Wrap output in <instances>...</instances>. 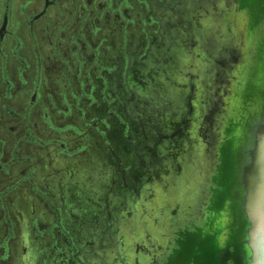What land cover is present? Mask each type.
Returning a JSON list of instances; mask_svg holds the SVG:
<instances>
[{"label":"rangeland","instance_id":"rangeland-1","mask_svg":"<svg viewBox=\"0 0 264 264\" xmlns=\"http://www.w3.org/2000/svg\"><path fill=\"white\" fill-rule=\"evenodd\" d=\"M141 1L145 3L59 0L61 12L49 7L53 13L49 28L36 25L43 31L35 34L39 52L49 57L52 35L61 26V60H43L39 95L31 109L26 108L36 82V65L31 66L25 84L15 74L11 86L0 80V131L8 120L12 121L13 135L17 134L14 140L18 137V141H14L17 144L8 156L10 160L14 152L20 158L6 166L22 165L14 181L19 182V187L9 200L13 202L12 209L4 213L0 207V240L8 234V220L19 236L12 242L8 237L6 245L0 247V261L4 264H48L46 259L40 260L39 251L46 250L44 258H48L54 250L53 240L61 249L58 264H193L200 257H184L188 240L198 247L205 244L209 254L218 259L213 264H264V149L253 169H248L249 177L242 181L241 211L236 221L225 217L223 208L207 200L217 190L213 178L218 177L215 172L208 185L203 177L204 166L213 162L207 155L214 149L208 147L215 143L211 126H205L202 152L207 153L199 160L201 167L192 171L183 167L185 149L191 146L197 132L192 119L201 108L204 89L208 86L215 97L216 123L227 109L226 88L229 83L235 85L231 77L241 58L248 62L249 54L254 53L245 65L254 64L255 75L264 77V64H257V58L264 53V0H253L257 8L251 14L243 8L249 0ZM43 2L35 0L34 9ZM123 2L127 3L124 7ZM13 10L10 25L17 17L23 18L17 7ZM152 19L159 21L154 23ZM21 30L31 46L33 40L27 38L24 27ZM249 41L251 53L247 54ZM8 42L11 50L16 41ZM13 64L22 67L8 54L0 56V71ZM214 73L223 74L225 83L208 81ZM100 75L106 79L105 85ZM214 83L217 85L212 86ZM91 95L96 102H92ZM75 99L88 105L84 112L75 107ZM48 104L61 109V113L56 110L49 116L61 133L43 119V109H49ZM108 109L121 114V118ZM104 110L107 116H97ZM10 111L18 117L11 116ZM25 111L28 116L23 122L19 117ZM68 120L74 122L78 135L68 126ZM126 121L128 125L124 126ZM99 127L104 135L97 131ZM29 133L45 145L37 144V140L20 142ZM60 138L61 143L67 140V155L59 156L51 143ZM3 143L0 154L4 155ZM149 146L156 149L157 159L145 150ZM142 170V181L150 178L144 182V192L149 188L152 192H138L133 198L130 188ZM0 171H5L2 165ZM3 176L1 180H6ZM41 178L40 190L48 198H41L34 186L40 185ZM6 187L0 186V193L8 199ZM196 191L199 192L195 194ZM102 201L108 202L106 208L109 205L113 217L106 216ZM133 205L137 211L135 220H142V228L137 221L134 230L129 223L135 216L130 214ZM51 206L64 208V212L69 209L70 214L65 213L62 219L76 234L75 251H71L66 237L53 228L56 218ZM40 212L46 220L44 236L38 239L35 224L40 221ZM93 212L95 219L91 217ZM149 217L152 223L147 226ZM241 234L244 243L239 247ZM20 238L23 244L18 248ZM12 244L16 247L13 251Z\"/></svg>","mask_w":264,"mask_h":264},{"label":"water","instance_id":"water-1","mask_svg":"<svg viewBox=\"0 0 264 264\" xmlns=\"http://www.w3.org/2000/svg\"><path fill=\"white\" fill-rule=\"evenodd\" d=\"M247 47L249 48L246 51L247 54L248 51L251 53V41L248 42ZM253 55L254 53L252 55L249 54L248 62H244L245 58H241V62L236 66L234 74L231 77V80H234L236 83L232 85L228 82L229 85L226 88L227 109L225 110V114L216 123H214L215 104L213 102L215 97L211 95L208 86L201 93L203 95V102L200 103L201 108L197 116L192 119L197 132L193 137L194 141L192 140L191 146L185 149L186 156L183 162V167L188 171H192L197 167L200 168L201 162L199 160L200 158L202 159L204 153L208 152L207 155H210L213 162L204 166L203 177L207 181V185L215 172L218 177L213 178V182H216L214 186L217 190H214L213 195L207 200H210V204H218L219 209L223 208L225 210V217L228 219L233 218L235 219L234 221L237 220L239 211H241L239 192L243 183L242 181L246 177H249L247 176L248 169L252 165H255V162L257 163L258 159L263 156L262 150L264 149V77L261 78L255 75L254 64L250 66L245 65L249 64ZM255 61L254 63H256ZM257 64H264V53L261 57L257 58ZM262 70L264 71V67ZM221 75L223 74L214 73V75L208 76L207 79L208 81L211 80V83L215 79V83L221 85V83H225V78ZM215 83L212 86L217 85ZM206 124L211 126V132L215 135L213 136L215 143L213 141L212 146L208 147L212 149L214 146L212 152H206L205 150V152H202L206 143L204 142ZM145 150L153 153L152 156L156 158V149H152L149 146ZM251 168L253 169V166ZM231 176L234 177L233 181L231 180ZM134 181L135 185L130 189L132 191L131 197L134 196L135 198L137 194L134 193V189H138V186L142 182L140 184L139 182L137 183L136 178H134ZM197 192L199 191H196L195 194ZM207 200L204 199L205 202ZM134 215L129 222L132 230L136 227L135 222L137 223L138 221L135 220L137 211H134ZM140 216L144 217L143 214ZM150 221L149 217L147 226H150L152 223ZM238 221L243 220L239 219ZM137 225L138 227L142 226L141 219H139ZM159 233H163L162 230H159ZM241 236L243 235L239 236V247H242L244 243V238ZM155 237L156 235H154ZM195 243L190 240L187 241L183 251L184 257L189 258L190 256L193 257L194 254L199 255L200 258L197 261L200 264H213L214 261L218 260L215 254H209V250L205 244L204 247H198L195 246ZM198 262L195 261L193 264H198Z\"/></svg>","mask_w":264,"mask_h":264},{"label":"flooded vegetation","instance_id":"flooded-vegetation-1","mask_svg":"<svg viewBox=\"0 0 264 264\" xmlns=\"http://www.w3.org/2000/svg\"><path fill=\"white\" fill-rule=\"evenodd\" d=\"M44 1V0H43ZM179 1V0H176ZM95 2V1H94ZM35 0H0V56L2 58H4L5 55H10V57L15 58L19 64L22 67H18L16 65H8L6 66L2 71H0V80L4 79L6 81V84L9 86L12 85V81L15 77V75H18L21 83L25 84L27 81L28 76H30V68L32 65H36L37 66V72H36V82L34 83V86L31 90V94L29 97V103L27 106V111L31 109V104L35 101L37 95H39V87L41 85V81H40V70H41V65L43 63V60H45L46 58H50V59H60L61 60V51L59 50L60 47V43H61V26H58L56 30H54V34L52 35L53 40L50 41V43L52 44V48L51 51H48L51 55H49V57L46 56V54H44L45 52H43L40 48V52H39V47L37 46V36L35 34V32H41L43 31V29H48L49 26L47 24H49V19L51 17V15L53 16L52 11L49 10V7H55L57 12H61V8H60V2L59 0H45V2H43V4L41 5V7H39V9H34L35 7ZM14 7H17V9L20 10L21 15H22V19L17 17L16 20L14 21V23L12 22V24L10 25V17L12 15V12L14 11ZM83 9L87 10V6L83 5L82 6ZM32 10V11H31ZM31 11V13H29ZM29 13V14H28ZM125 17V16H124ZM13 21V20H12ZM159 20L158 19H153L154 23H157ZM145 23V21H143ZM39 23V24H38ZM42 23V24H40ZM36 25H41L43 27V29L41 28V26L36 27ZM14 27V28H12ZM24 27V31L26 29V36L27 38L29 37L31 40V46H29L27 44V40L23 37V32H22V28ZM44 33V32H43ZM45 34V33H44ZM46 35V34H45ZM12 40L15 39L16 41V45L13 46L10 50V44L7 40ZM4 42L6 43L5 45V49H3V45ZM92 42H90L89 48L92 50ZM14 56V57H13ZM84 56V54H83ZM78 57V56H77ZM66 58L68 59V57L66 56ZM32 59V60H30ZM66 66H68V62L66 61H62ZM108 70H110L111 68H106ZM19 71L21 74H19ZM15 74V75H14ZM99 78L101 79L102 83H106V79L100 75ZM92 86V84H91ZM93 89V87L91 88V90ZM76 101V105L75 107L81 111L84 112L83 110L84 107H87L88 105H85V103H79L78 99H75ZM92 102H96L95 100ZM108 104H110V100L107 101ZM30 107V109H29ZM49 109L46 107L45 109H43V119L50 125V127L53 130H57L58 132L61 133V128H56L53 124L51 119L49 118L51 112L58 110L61 113V109L57 108V107H53L52 104H48ZM107 109V108H105ZM108 111L112 112L114 115L116 114L112 109H108ZM11 116H17L15 115L12 111H10L9 113ZM27 112L25 111V114L23 116H20L19 119H21L23 122L26 121L27 119ZM89 115V114H88ZM117 117L121 118V114H116ZM97 116L102 117V116H107V113H105V110L99 111L97 112ZM18 117V116H17ZM96 121V120H95ZM105 119H102V122H105ZM128 121L125 122L124 126H127ZM68 126H70L71 128L75 129L74 134L78 135L80 133V131L76 128L74 124V122L72 120H68ZM55 127V128H54ZM26 130V129H24ZM156 131V130H154ZM64 132V131H63ZM27 133V131H25V134ZM27 137L30 136V139L32 141H34L36 138H34L33 136H31V134L29 133L28 135H26ZM65 138V137H64ZM67 139V138H65ZM108 140V142H111V138H105ZM63 143H61V138L57 139V140H52L51 143L53 145H55L54 147L57 148V151L59 153V156H61V153L63 155H67L68 153V149L66 150V145H65V140H62ZM67 143V140H66ZM37 144H41V145H45L44 142H42L40 139H37ZM113 144V143H112ZM111 152H113V149H110ZM113 155V153H111ZM116 155V154H114ZM140 173V172H139ZM144 174L143 170L141 171V176L140 178H136L137 179V183L139 182V184L142 181V175ZM145 175V174H144ZM143 175V176H144ZM148 178L146 180H150L149 176H147ZM141 179V180H140ZM146 180L142 181V184H140L138 186V189H134V193L137 194L138 192H144L145 187L144 183L146 182ZM148 180V181H149ZM39 186H41V183L39 182ZM42 192V191H41ZM114 194H117L116 191H113ZM152 192V189L149 188L147 190V192H144L146 194ZM43 193V192H42ZM41 193V194H42ZM44 194V193H43ZM42 194V195H43ZM134 195V194H133ZM47 196V195H46ZM134 198V196H132ZM132 199V198H131ZM96 200V199H95ZM136 201V200H135ZM140 201H142V199L140 198ZM138 202V201H137ZM108 202L102 201V204L104 206V208H106V204ZM135 204V203H134ZM135 205H133L132 210H130V214L134 215V211H136V208L134 207ZM52 209H54L55 212V218H56V222L54 223L53 228L57 229L58 234H60L61 236L66 237V239L68 240L72 250L71 251H75L76 248H78V241H75V235L72 232V230L70 229V227L66 226L63 223V219H62V215H64L65 213L70 214L69 209H66V211L64 212V208H61L59 206H57V208H55L54 206H51ZM8 210L6 208H4V213H6ZM111 212V213H110ZM8 214V213H7ZM19 214V213H17ZM40 221L39 223L35 224V229L36 232L39 235H36L38 239H40L41 237L44 236L43 233H45V226H44V221L46 220L45 217H43V212H40ZM128 215V213L126 214ZM106 216L107 217H113V213H112V209H110L109 205L106 208ZM92 218H96L97 215L95 212H93L91 214ZM34 218V222L36 220L35 216H33ZM91 218V219H92ZM9 222V226H7L8 230V234L6 235V237L3 239V241L0 240V244L1 243H6L8 240V237H12L13 235L17 234L18 230L14 228H12V224L11 222L8 220ZM62 230V232H61ZM15 233V234H14ZM16 236V240L19 239V236ZM11 242L13 241L12 238ZM21 244H23V240L22 238H20V243H19V247L21 248ZM53 247L54 250L51 249V255H49L48 258H44V254H46V250H41L39 251V253H41V258L40 260L46 259L48 264H58V256L60 255L61 249L58 248L57 245H55V240H53ZM13 248H16L13 244H12V251ZM39 255V254H38ZM0 264H4L3 261H0ZM80 264H82L80 261H78Z\"/></svg>","mask_w":264,"mask_h":264},{"label":"trees","instance_id":"trees-1","mask_svg":"<svg viewBox=\"0 0 264 264\" xmlns=\"http://www.w3.org/2000/svg\"><path fill=\"white\" fill-rule=\"evenodd\" d=\"M142 3H145L141 0H138ZM127 5V3L123 2V6L124 5ZM132 5L128 4V7H131ZM153 20V19H152ZM105 85V82L103 83ZM96 88V87H95ZM103 91H101V94H102ZM105 97V96H104ZM106 99V97L104 98ZM91 100L94 101L95 98H93V96L91 95ZM11 122L10 120L7 121V124L3 127V132L0 131V143L1 142H4V155L3 153L0 154V164L4 167L5 171H0V186H5L7 185V187L5 188L6 191L8 192L9 191V195H8V199L4 198V193H0V197H1V200H0V207H2V209L6 208L8 211H10L12 209V206H13V202L9 201L10 200V196L12 195V191L13 190H16L19 186H18V183H15V177H16V174L19 170L22 169V165L20 163H17V164H11L9 166H6V164H10L12 163L13 161L14 162H17L19 159L17 158L18 156L14 154H12V157L11 159L9 160V156H8V152L11 151L14 147V141H18V137L15 138L14 140V137L17 135H13V129L11 127ZM102 122H100L101 124ZM105 123V122H104ZM106 125V124H105ZM107 126V125H106ZM102 127V126H101ZM101 127H99L97 129L98 132H100L102 135L103 134V130L101 129ZM35 138V137H34ZM2 140V141H1ZM5 140V141H4ZM37 140V139H35ZM20 142H33L31 139H30V136L27 137L24 135V137H22L20 139ZM66 143V141H65ZM17 144V143H16ZM0 165V166H1ZM9 167V168H8ZM1 175H4L2 178H6V180H1ZM14 182V183H13ZM41 183V186H43V182H42V178L40 179L39 181ZM35 188L38 190V195L42 198L43 196L45 198H48L45 194H43L40 190V186L37 185H34ZM20 191H22V188L20 189ZM43 195H42V194ZM10 238H12L13 240H16V236L13 235L12 237L10 236ZM8 241V240H7ZM7 243V242H6ZM6 243H1L0 244V247H2L3 245H6ZM2 258V257H0ZM4 262V261H3Z\"/></svg>","mask_w":264,"mask_h":264},{"label":"bare ground","instance_id":"bare-ground-1","mask_svg":"<svg viewBox=\"0 0 264 264\" xmlns=\"http://www.w3.org/2000/svg\"><path fill=\"white\" fill-rule=\"evenodd\" d=\"M253 4H254V1H253V0H250V2L247 3V5L244 6L243 8H244V9H247V11H249L250 14H251V13H255V12H256V8H257V4H256L255 7L253 6ZM197 195H198V194H197ZM192 204H193V203H192ZM190 207H191V205H190ZM192 208H193L194 211L197 210V208H196L195 206H193Z\"/></svg>","mask_w":264,"mask_h":264}]
</instances>
